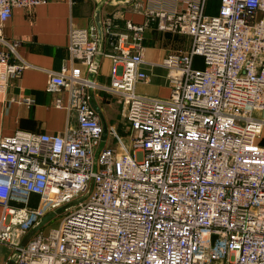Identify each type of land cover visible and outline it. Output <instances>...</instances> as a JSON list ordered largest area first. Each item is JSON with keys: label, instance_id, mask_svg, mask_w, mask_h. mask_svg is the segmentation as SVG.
Instances as JSON below:
<instances>
[{"label": "built area", "instance_id": "2783aa9c", "mask_svg": "<svg viewBox=\"0 0 264 264\" xmlns=\"http://www.w3.org/2000/svg\"><path fill=\"white\" fill-rule=\"evenodd\" d=\"M47 1L0 0V28L13 8ZM209 1L174 0L157 11L159 29L190 37L187 50L159 63L168 71L164 97L136 91L148 80L144 24H103L116 36L103 51L108 83L90 78L95 25L70 27L69 65L49 70L46 89L55 107L76 112V126L0 137V248L18 251L12 264H264V118L252 116L264 110V0H216L207 14ZM0 42L6 92L29 63L1 32ZM95 90L122 104L129 147L113 126L108 141L119 143L102 140ZM91 180L88 195L69 205ZM63 206L57 227L20 247Z\"/></svg>", "mask_w": 264, "mask_h": 264}, {"label": "crops", "instance_id": "0c3cea01", "mask_svg": "<svg viewBox=\"0 0 264 264\" xmlns=\"http://www.w3.org/2000/svg\"><path fill=\"white\" fill-rule=\"evenodd\" d=\"M174 0H128L119 4H103L101 19L109 23L112 31H126L129 24H144V62L141 68L147 73V81H139L136 91L141 94L164 97L168 95V71L159 65L170 52L187 50L190 37L171 29L158 27L157 11L169 10ZM208 4H218L210 0ZM96 0H49L36 5L31 11L15 7L12 15L3 22L0 32L15 43L18 55L29 63L18 76L13 77L6 92H0V137L16 130L56 133L68 126L75 127V111H66L53 105V94L46 89L49 70L69 65V30L72 25L85 27L94 24ZM217 8V7H216ZM217 11V9H216ZM112 34V33H111ZM111 34H104L103 48L108 50ZM114 35V33L112 34ZM5 45L0 42V50ZM81 67L82 73L86 74ZM111 61L102 56L96 73L91 74L99 82L110 81ZM28 98L29 101L25 99ZM91 104L105 121L108 129L121 128L122 104L103 90L92 93ZM264 118V110L258 111Z\"/></svg>", "mask_w": 264, "mask_h": 264}, {"label": "water", "instance_id": "95a60500", "mask_svg": "<svg viewBox=\"0 0 264 264\" xmlns=\"http://www.w3.org/2000/svg\"><path fill=\"white\" fill-rule=\"evenodd\" d=\"M128 0H96V8H95V11H94V24H95V27H96V31H97V37H98V51L93 59V68H92V74L96 73V70L98 68V65L101 61V57L103 56V51H104V46H103V41H104V32H103V22H102V19H101V8H102V5L103 4H112V5H115V4H119V3H124V2H127ZM108 40L110 42H112V44L115 42L116 40V36L115 35H109L108 36ZM90 78H93L92 76H90ZM92 91L89 92L90 96H91V100H92ZM96 108V107H94ZM96 110H98L96 108ZM102 129H103V132H102V140L105 139L106 137V133H107V125L105 123V121H103L102 123ZM92 186H93V180L90 181L89 183V187H88V190L87 192L82 196L80 197L79 199L75 200L74 202L70 203L69 205H72V204H75L77 203L78 201L82 200L83 198H85L88 193L91 191L92 189ZM65 206L63 207H60L58 208L55 212H51L49 214H47L46 216H44L41 221L36 225L34 226L21 240V243H20V247H22L26 241L37 231L41 228V226L46 222L48 221L56 212H62L64 210ZM18 254V251H14L11 255V259L9 260V262L7 264H12L13 263V259L16 258Z\"/></svg>", "mask_w": 264, "mask_h": 264}, {"label": "rangeland", "instance_id": "374dc122", "mask_svg": "<svg viewBox=\"0 0 264 264\" xmlns=\"http://www.w3.org/2000/svg\"><path fill=\"white\" fill-rule=\"evenodd\" d=\"M217 4H208L207 9H206V13L207 14H215L216 13V8ZM195 66L197 67H202L203 66V62H202V58L200 56H196L195 58ZM259 113L254 112V114L252 115L254 117V115L258 116ZM128 127L127 121H121V128L120 130H117L118 132V136L121 140V142L125 145V147H129L130 145V138L132 135V132L129 131H125V128ZM261 140V144L264 145V129L263 132L261 134L260 137ZM119 141L116 137H113L110 141L111 146L118 144ZM63 212H56L48 221H46L41 228L39 229L40 232L46 233L50 228H54L58 226V223L60 221V218L62 216ZM12 253V248L10 245H2L0 248V264H6L7 260L9 258V256Z\"/></svg>", "mask_w": 264, "mask_h": 264}, {"label": "trees", "instance_id": "16d2710c", "mask_svg": "<svg viewBox=\"0 0 264 264\" xmlns=\"http://www.w3.org/2000/svg\"><path fill=\"white\" fill-rule=\"evenodd\" d=\"M259 142L262 143L261 140H259Z\"/></svg>", "mask_w": 264, "mask_h": 264}]
</instances>
